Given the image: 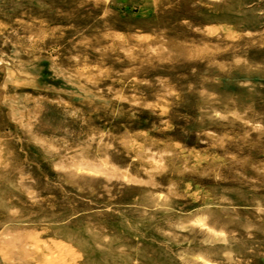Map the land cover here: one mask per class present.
Instances as JSON below:
<instances>
[{
    "label": "rangeland",
    "instance_id": "obj_1",
    "mask_svg": "<svg viewBox=\"0 0 264 264\" xmlns=\"http://www.w3.org/2000/svg\"><path fill=\"white\" fill-rule=\"evenodd\" d=\"M0 264H264V0H0Z\"/></svg>",
    "mask_w": 264,
    "mask_h": 264
}]
</instances>
